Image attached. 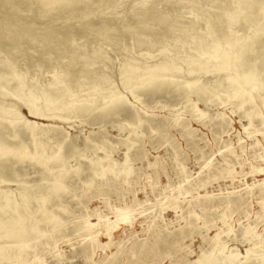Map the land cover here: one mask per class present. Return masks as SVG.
I'll use <instances>...</instances> for the list:
<instances>
[{
  "label": "rangeland",
  "instance_id": "1",
  "mask_svg": "<svg viewBox=\"0 0 264 264\" xmlns=\"http://www.w3.org/2000/svg\"><path fill=\"white\" fill-rule=\"evenodd\" d=\"M42 1L0 0V67L12 65L16 78L39 89L59 73L76 92L62 103L97 106L89 113L42 110L44 116H34L11 96V85L0 86V112L3 106L20 115L12 126L0 117V132L11 147L20 139L34 155L32 127L45 155L63 143L66 157L63 167L48 169L5 160L0 192L19 204L27 229L34 219L40 222L34 234L0 240V264H196L212 249L218 264L230 254L231 264H264V33L237 25L239 41L256 36L254 49L245 64L232 59L234 70L217 72V61L202 48L193 49L186 36H201L202 22L189 33L193 23L222 13L223 4L218 11L211 0H72L74 5L47 10ZM93 51L106 55L99 62ZM190 57L198 60L193 66L186 63ZM165 59L174 65L159 88L124 86L123 64L134 60L137 76L143 77ZM248 63L261 85L252 106L233 97L227 80ZM106 92L114 96L109 100H115V111L113 103L101 102ZM58 173L63 193L50 180ZM22 192L36 196L26 207L30 215L21 205ZM48 192L49 200L40 206L39 196Z\"/></svg>",
  "mask_w": 264,
  "mask_h": 264
},
{
  "label": "bare ground",
  "instance_id": "2",
  "mask_svg": "<svg viewBox=\"0 0 264 264\" xmlns=\"http://www.w3.org/2000/svg\"><path fill=\"white\" fill-rule=\"evenodd\" d=\"M76 1H79V0H76ZM76 1H75V3H76ZM187 1L189 2V0H187ZM205 1L206 0H204V2ZM226 1L228 2V0H211V2H210L211 3V6H210L211 8L217 9L222 4L226 8L225 9L223 8L224 11L222 13H220V12L218 14L215 13L216 15H214V16L213 15L211 16V15L208 14L207 17H204V15H202L203 18H200V20L198 19L197 21H195L193 23L192 28L189 30V33H193L194 31H196L197 30L196 25L199 24L200 22H202L203 24H201L202 25V27H201L202 28L201 36H197V35L186 36V37H188L187 39H190V40L193 41V44H192L193 45V49L195 48L196 51H197L198 50L197 48H202L201 49V53H203V55H208L210 57L211 61H217L218 65L215 66V68H214V70L217 71V72H222V71H225V70H229V71L230 70H234V67L230 68V66H229V63L232 61V59L241 61L243 63L245 58H247L250 55V53H252V49L251 48H253V46H252L251 41L253 42V39L256 38V36L252 40H250V39L246 40L247 39L246 38L244 40H240L239 41V39H237V33L234 31V29H235V27H237V25L240 26V25L247 24V27L249 26V28H251V30H256L257 34H261L262 35V33H264V0H230L228 2L229 5L227 4L228 6L227 5L225 6V4H226L225 2ZM42 2L44 4L43 6L47 10H54V8L56 9L58 7H65V6L70 5V3L73 4L72 0H43ZM204 2H203V4H204ZM197 3H199V5L201 4V2H197ZM183 5H184V3H183ZM195 7H196V5H195ZM199 9H200V6H199ZM201 9H202V7H201ZM214 9H213V11H214ZM153 10H154V8H153ZM197 10H198V8L196 9V11ZM203 10H205V8ZM219 10L221 11V9H219ZM167 14H169V13H166V15ZM213 14H214V12H213ZM166 18L168 19V16ZM162 19H165V18H162ZM169 19H170V17H169ZM174 19H172V20H174ZM157 20H159V19H157ZM172 20H169V21H171V23H172L173 22ZM169 21H165V23H167L166 25H169L168 24ZM156 22H158V21H156ZM174 22H178V21L175 20ZM158 23H161V22H158ZM162 23H164V22H162ZM175 26L177 27L179 25H175ZM175 26H173V27H175ZM173 27H170V32L172 31L171 28H173ZM199 28H200V26H199ZM117 29H119V28H117ZM173 29H175V28H173ZM239 31H240V29H239ZM215 32H217L218 34H215ZM109 33H111V32L109 31ZM213 36H215V37L213 38ZM171 37H172V35H171ZM172 39H174V38H172ZM236 39L238 41L235 42ZM136 41H137V39H136ZM207 42L210 44L209 45L210 47H209L208 50H205ZM170 44H171V42H170ZM189 44H191V43H189ZM131 45H136V44H131ZM190 47H192V46H190ZM236 48H237V50L235 52H238V56L237 57H236V55L232 54V50L234 51ZM190 49H192V48H190ZM255 49H256V47H255ZM261 49H262V47H261ZM163 50H162V52H165V50L164 51ZM257 50H258V48H257ZM97 52L98 51H95L93 54L96 55ZM103 54H105V53H103ZM103 54L98 53V55L100 56V60L97 58L98 55H96L95 60L97 58L99 62L102 61L103 58H101L102 57L101 55H103ZM164 55H167V54L164 53ZM89 56H91V55H89ZM132 56H133V54H132ZM187 56H188V53H187ZM87 57L88 56H86V58ZM92 57H93V55L90 57L91 60H92ZM83 58H81V59H83ZM86 58H84L85 61H86ZM135 58L136 57H133V59H135ZM165 58L167 59V56ZM93 59H94V57H93ZM166 59H165V61H166ZM247 59H246V62L249 61ZM0 60H1V57H0ZM106 60L107 59H105V61ZM131 60H132V57H131ZM136 60H137V58H136ZM255 60H256V58H255ZM90 61H89V63H87V61L85 63H87V65L89 66V64L91 63ZM165 61H164V63H162L163 62V60H162V62L160 64L157 63V65H154L153 67H152V65H153L152 64L151 65L152 68L150 69L152 71L151 72H146L145 74H143V77L140 76L141 72L137 76L136 73L138 72V69H137L138 66L136 67L135 65H138V64L133 65L134 64V60L131 61L132 65L129 64V61H128L127 64L125 63L126 65L123 64L122 66H124V67L121 66L122 69L120 68V73L122 72L121 74H122V81H123L124 86L126 88H129L130 90H132L134 87L135 88L138 87V88H141L142 91H147L148 89L153 88V87L154 88H159L162 85L161 81H163V79H164L163 77H165L167 75L166 74L167 72L171 71L170 70L172 68L171 65H174V64H171L172 62H170V61L169 62L168 61L165 62ZM197 61L198 60L192 59L191 57H190L189 61L187 60V62H186V60H185V62L188 63L190 66L192 64H194V63H197ZM102 63L104 64V62H101V66L103 67ZM201 63H202V61H201ZM188 64H186V65H188ZM239 64H240V62H239ZM243 64H245V63H243ZM1 65H3V64H1ZM84 65L85 64H82L81 66L83 67ZM92 65H93V63L90 64V66H92ZM94 66H96V63L94 64ZM99 67L97 66V69ZM145 67H147V66H145ZM236 67L239 69L238 64H237ZM240 67H241V69H240L241 72H239L237 74V76H233L232 73H231V75L227 76V80L229 81L230 86L233 87V90L235 91L234 94H233V97L235 99H239L241 104L247 103L248 105L252 106L253 105V99H254L253 93H255V92L257 93V92H259L261 90V88H260L261 85L259 84L260 79H256L257 75L255 76V73H254V70H253L254 68H253L252 64L248 63L246 66L243 65V66H240ZM143 68H144V66L142 67V69ZM64 69H66V67L63 68V72L65 71ZM80 69H81V67H80ZM82 69H84V68H82ZM179 69L182 70V68H178V70ZM90 70H94V68H91ZM139 70H141V69H139ZM187 70H189V69L187 68ZM83 71H87V69H84ZM88 71L86 72V74L88 73ZM102 71H103V69H102ZM102 71H100V72H102ZM183 71L186 72L185 70H183ZM105 72H106V70L103 71L102 75H104ZM255 72H256V70H255ZM79 73H80V70H79ZM80 74H82V73H80ZM86 74H82V75H85L87 77ZM63 75H65V73H63ZM67 75H68V73H67ZM100 75H101V73L99 74V76ZM2 76H5V78H3ZM69 76H71V74ZM79 76H81V75H79ZM92 76L93 77L95 76L94 73L92 74ZM61 77H62L61 74H59V73L55 74L53 76V79L51 80V82L46 86V88L44 87L45 89L44 88L43 89H39V88H37L38 86L34 82H30V83L26 82V85H25L23 76H21L19 78H16L15 70L12 67V65L7 64L6 66L0 67V83H1L0 86H2V84H4V83H7L5 86L4 85L3 86H4L5 89H8L9 86L11 85L10 87H12V88H9V89H12L11 90L12 91L11 92V96L16 98L17 100H19L22 103V105L25 106L27 112L29 114H31V115H34V116L42 115V116H44L43 114H40V111H42V110H46V111H50V110L71 111V110H73L75 113H87V112L89 113V112L92 111L90 109H92V108L96 109L97 104H95L96 106H93L92 108H89L88 104H85V103H82L80 105H75L73 103H65V104L62 103V102H66L68 98H71L74 95L72 94L73 91L71 92V88H70V85L72 83H70V85H69V82L66 81V80H62ZM71 77H73V76H71ZM96 77H97V74H96ZM96 77H95V80H96ZM104 77H106V76H104ZM104 77L101 76L100 78H104ZM74 78H75V76H74ZM88 78H90L89 80L91 81V77H88ZM220 78H222V76L219 77V79ZM104 79H102V80H104ZM30 81H31V78H30ZM70 81H71V79H70ZM72 81H75V80L72 79ZM78 81H79V79H78ZM78 81H76V82H78ZM220 81H222V80H220ZM96 82L97 81H95V83ZM134 82H136V83H134ZM13 83H15V85ZM81 83L82 82H80V84ZM177 83H178V81H177ZM98 84H99V79H98ZM28 85H31V86H28ZM73 85H74V83H73ZM95 85L96 84H94L93 87ZM107 86H109V85H107ZM193 86L194 85H190V86H188V88H191ZM221 86H223V85H221ZM39 87H40V85H39ZM87 88H88V86L86 87V89ZM87 90H90V88H88ZM209 90H211V89H209ZM218 90H220V88ZM106 93L108 95V92H106ZM95 95H96V93H95ZM107 95H105L103 97L101 102H103V104H105V103L108 104L109 102L110 103H113V102L115 103V100H109V98H111V97L114 98L113 94L112 95H108V96ZM104 99H108L107 100L108 102L106 100H104ZM94 102H92V103H94ZM96 103H98V100L96 101ZM114 103L112 104L113 105V107L111 108L112 111H115V108H116ZM248 115H246V116H248ZM0 117H3L5 120H7L8 124L10 126H12V125H14L16 123L17 120L20 119L19 110L18 109H12V108L9 109L7 107L4 108L3 106H1ZM25 122H26V124H29L30 126L34 124L33 122L32 123L31 122H27V121H25ZM28 135H30L32 138L35 139V141H34L35 154L34 155L29 153L28 148L23 143L24 141H22L20 139L17 140V142L11 147V144H9L8 140L0 132V159L3 160L2 164L0 166V175L1 176H3V175L5 176L7 174L8 170H7V167H6L7 165H6V161L5 160L8 157L16 158L18 161L27 160V161L32 162L34 165H40V166H43L44 168H47V169L50 168L51 164L52 165L58 164L61 167H63V165L65 163V159H66L65 155L63 153H61V149H62V144L63 143H58V145H57L58 149H57L56 152L54 151V153L52 155H45L46 147H45V145H42L40 140L37 139V133H36L35 129H33L31 127L28 130ZM14 138H16V136H14ZM49 153H50V151H49ZM110 167H111V165L109 164L106 169H103L99 173V175L101 177L104 176L106 171L110 170ZM51 172L53 173V171H51ZM52 175H54L55 178L50 179L52 181V182L51 181L50 182L52 183V186L54 187L55 191L63 193L64 188L57 181L58 177L62 178L60 173L52 174ZM0 193L4 195L1 198V200H0V240H5V239H9V238H12V239L16 240V239H19L21 237L27 236L29 234H34L36 232V230H37V225L40 222V220L39 219H34V223L31 225V227L29 229H27L26 225H25V218L18 213L19 204H17L12 197H7V195H5L4 192L3 193L0 192ZM49 194L50 193L48 192L47 194H42V195L39 196L40 201H41L40 206H44V204L49 200V197H50ZM20 195H22V197H21V205L25 208L26 212L30 215V212L26 209V207H27V205L29 204V202L31 200H36V198H35L36 196L35 195H30V194H28L26 192H22ZM45 219L48 220L49 222L51 221L50 218H45ZM216 237H217V235H215L214 238H216ZM213 251H214V249H212L209 254L199 256L196 264H218V260H216V259H214L212 257ZM231 259H235V257L230 254L227 257L221 259L220 262H223V264H231V262H230Z\"/></svg>",
  "mask_w": 264,
  "mask_h": 264
}]
</instances>
